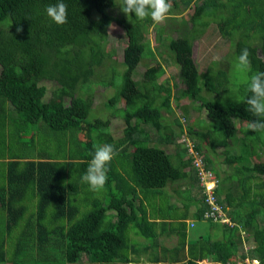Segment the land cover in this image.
<instances>
[{
    "label": "trees",
    "instance_id": "16d2710c",
    "mask_svg": "<svg viewBox=\"0 0 264 264\" xmlns=\"http://www.w3.org/2000/svg\"><path fill=\"white\" fill-rule=\"evenodd\" d=\"M56 2L0 0V145L11 140L24 149L22 154L0 150L6 167L0 211L7 215L8 235L15 232L14 240L0 242V264H249L247 259L264 264V134L242 127L257 119L245 102L249 83L241 85L238 103L216 101L233 85L226 60L234 48L236 59L245 47L251 52L249 78L264 71V0H173L193 15L177 25L173 11L158 25L161 60L145 40L155 23L125 15L122 0H64L68 22L62 26L45 11ZM109 25L123 29L122 50H107ZM211 30L230 48L222 52L212 45L221 58L207 57L208 68L201 72L194 43ZM167 53L180 71L173 87L160 82ZM147 54L153 61L140 72ZM104 86L117 92L109 108L125 104L116 108L124 110L126 125L117 139L109 125L111 117L120 118L115 112L90 120L98 109L97 87ZM172 88L184 123L175 115ZM182 100L190 104L181 106ZM85 127L90 137L83 141ZM40 131L59 142L57 157L50 151L26 153L35 143L42 145L36 140ZM104 143L114 145L117 155L104 189L93 192L81 177L94 145ZM208 145L213 151L204 149ZM255 155L259 162L251 164ZM187 174L192 185L203 174L215 180L220 211L212 212L206 195L199 194L179 203L182 208L166 204L172 194L191 195L174 187L189 181ZM202 219L213 230L189 240L187 220ZM174 237L176 245L166 246ZM246 239L255 247L239 255Z\"/></svg>",
    "mask_w": 264,
    "mask_h": 264
},
{
    "label": "rangeland",
    "instance_id": "374dc122",
    "mask_svg": "<svg viewBox=\"0 0 264 264\" xmlns=\"http://www.w3.org/2000/svg\"><path fill=\"white\" fill-rule=\"evenodd\" d=\"M174 4V8L173 11L175 13V17L177 18V25H186L188 22H190V19L193 15V10L192 9H187L185 11L182 12V8L179 6L178 3L173 2ZM162 24V23H160ZM155 23L154 25H152L150 27L149 33H147L146 35V41L149 42V46L151 48H153V53L155 54V56L159 59L160 57H158V52H157V44L158 42L156 41V30L158 25ZM210 38V39H208ZM126 41V37L124 36V31L121 27H119L118 25H112V27L110 28L108 35H107V50H113V49H117V50H122L125 46L123 45V43ZM212 45L215 46H220V49L222 50V52H227L229 47V42L227 40H225L220 34L218 30H211L209 32V36L204 37L203 40L198 41L196 43H194V58L196 63L198 64V67L200 69L201 72L205 71L208 68V64L210 62V60L205 61V59H207V57L212 58L214 60H219L221 58V54L218 53V51L216 52H211L210 47ZM166 56L167 58H170L169 61V65L164 64V66L166 67V73L164 76H162V78L160 79V82H170L171 86L173 87L175 85V81L177 79H179V66L178 64H175L174 61V57L172 55H169L167 53ZM236 54H235V48L232 50V52H230L229 58L226 60V62L228 63L229 69L231 71V75L233 76V85L231 86V90L228 93H225L223 95H221L220 97L216 98V101L220 104V105H227L229 103H238L241 99V85L244 83H249L250 82V78H249V72L248 71H241L240 69H238L237 67V59L235 58ZM123 60V55L120 51V56H119V61ZM153 61L152 58L149 57V55L147 54L146 57L143 59L141 65H140V72H144L145 71V66L149 63H151ZM237 71V73H236ZM52 84H48L49 88L51 87ZM99 85V84H97ZM96 85V86H97ZM98 88V92L96 94L95 97V104H94V109L98 108L97 110H92L90 113V120H94L98 117L103 118V119H109V116L112 115L114 112L116 113L115 115H117V117L120 118H110L109 119V125H110V131L113 135V137L115 139L122 137L123 136V132H124V128H125V123H124V110L123 111H117L116 108L119 107H123L125 104L124 103H120L119 106H115V108H109L108 105V101L110 98H112L113 96H115L114 94H116V90L112 89L110 87H97ZM96 88V89H97ZM49 90H53V89H49ZM173 90V96H174V100H173V108H174V112L177 118H179L181 120L182 123H184L183 117H182V110L180 109V107L177 105V101L175 100V97L177 96V90L172 88ZM51 96V94L49 93L47 96V99H49ZM223 101V103L221 102ZM120 102V101H119ZM124 102V101H123ZM179 104L181 106L184 105H188L190 104L189 100H182L179 102ZM122 113V114H121ZM203 116L205 117V113H202ZM171 115V114H170ZM168 115V116H170ZM45 126V125H44ZM247 126V124H244L242 127ZM19 127V126H18ZM17 127V128H18ZM241 127V128H242ZM40 129L43 128V124H41L39 126ZM36 140H40L42 145L39 143H35V146H32V148L28 149L25 148L27 150L26 153L29 154H34L36 156H43L44 153H46L47 151H50L49 153H51L53 156L52 157H57L58 156V147H59V142H57V140L53 139H46L45 135V131H40L36 134ZM26 138L30 137V134L25 135ZM89 131L87 130V128L85 127L84 130L82 131V133L80 134V139L85 141V140H89ZM183 141L184 138H178L177 140ZM47 140V141H46ZM10 148L16 153V154H22L23 153V146L22 145H18L17 141L12 143L11 140L8 142H5L4 144L2 143V145H0V150L2 151H10ZM171 150L175 151V148L173 145H171ZM43 152H42V150ZM207 151H213L211 149V147L205 146L204 148ZM192 152V151H190ZM218 152L220 154H216L217 157L221 156L223 151L221 149L218 150ZM198 159V158H197ZM216 162H218L219 164H221L223 162V159H219L216 158ZM200 161V159H198ZM5 161H1L0 162V187L4 185V176H5V171H6V167H5ZM198 161H196L197 163ZM215 162V163H216ZM256 163L259 162V159H257V156L255 155V158L253 160H251V164L252 163ZM195 163V164H196ZM255 165V164H254ZM187 176L189 177L188 180H183V181H179L174 183V187H176L177 189L180 190H190V193H183L182 197H178V196H174V194H172L170 200L168 201V203L166 204H171L173 207L174 204H178L177 206H179L181 202H187L190 201L191 198H193V195L197 197V194L200 193V189L198 186L199 183H193V185L191 184V180H192V176L191 174H187ZM208 184L211 186L213 185V187L215 186V180L212 179V184L210 182H208ZM193 188H192V186ZM161 198L158 197V199L155 198L156 201L160 200ZM184 205V204H182ZM182 205L179 206V208H182ZM192 205H195V203H193ZM194 206V207H195ZM86 211V210H85ZM6 213L5 212H1L0 211V242L6 238L8 242H11L12 240H14V236H15V232L12 233L10 236L8 235V233L6 232V222H7V218H6ZM223 223L226 222L225 220L222 221ZM213 229H207L206 224H198V227L195 229H191L190 233L191 236L193 238H198L204 235H208ZM245 237H247L244 234ZM190 237V236H189ZM188 237V238H189ZM191 241H195L192 240ZM178 242L177 237L174 238H170L165 242L166 246H170L172 247L173 245H176V243ZM255 247V242L253 239H250V241H248L247 239L244 241V250L239 252V255H243V254H249V250L251 248ZM146 256L143 257V259H145ZM84 263H88V259L85 258ZM247 263L250 264V259L246 260ZM258 263L257 261H253L251 262L252 264ZM10 264V263H8ZM202 264H210L209 262L205 261Z\"/></svg>",
    "mask_w": 264,
    "mask_h": 264
},
{
    "label": "clouds",
    "instance_id": "9594fccd",
    "mask_svg": "<svg viewBox=\"0 0 264 264\" xmlns=\"http://www.w3.org/2000/svg\"><path fill=\"white\" fill-rule=\"evenodd\" d=\"M173 0H122L120 10L131 17L134 13L135 18L138 20H145L150 18L154 23H164L173 14ZM48 17L57 25H65L68 22V5L64 0H57L56 3L50 4L45 9ZM112 27V25H109ZM17 31H22L21 28H17ZM251 52L247 47L241 49L238 56L237 67L241 71H252ZM249 91L251 95L247 97V111L255 116L257 119L254 121H247V130H251L256 133L259 132L264 134V71L257 70L250 76ZM223 103V101H221ZM95 151L92 155L86 172L81 177V182L89 185V188L93 192H100L104 189L108 180L109 166L115 156L117 155L114 145L104 143L102 145H94ZM192 151V150H191ZM190 153H193L190 152ZM195 156V166L200 165V161ZM203 173V172H202ZM212 178L207 177L203 174L199 182L200 195H206V205L208 194L211 192L214 194ZM216 203V201H215ZM210 205V204H209ZM212 210L213 206L210 205ZM220 211V207H219ZM205 218L210 217V212L205 213ZM207 219L202 220H187L188 232L196 227V224H204Z\"/></svg>",
    "mask_w": 264,
    "mask_h": 264
},
{
    "label": "built area",
    "instance_id": "2783aa9c",
    "mask_svg": "<svg viewBox=\"0 0 264 264\" xmlns=\"http://www.w3.org/2000/svg\"><path fill=\"white\" fill-rule=\"evenodd\" d=\"M215 197H214V195H213V193H209L208 194V198H207V202L211 205V206H213L214 207V210L212 211V212H217V211H219V207L216 205V203H215ZM210 216H211V214H210ZM226 221V220H225ZM203 262H200V264H202Z\"/></svg>",
    "mask_w": 264,
    "mask_h": 264
},
{
    "label": "crops",
    "instance_id": "0c3cea01",
    "mask_svg": "<svg viewBox=\"0 0 264 264\" xmlns=\"http://www.w3.org/2000/svg\"><path fill=\"white\" fill-rule=\"evenodd\" d=\"M195 59V58H194ZM194 209L196 208V207H193ZM198 227V224H196V227H195V229ZM189 240H196L197 238H193L192 236H191V233L189 234Z\"/></svg>",
    "mask_w": 264,
    "mask_h": 264
}]
</instances>
